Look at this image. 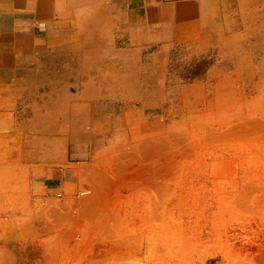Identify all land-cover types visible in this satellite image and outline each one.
<instances>
[{
  "label": "rangeland",
  "instance_id": "rangeland-1",
  "mask_svg": "<svg viewBox=\"0 0 264 264\" xmlns=\"http://www.w3.org/2000/svg\"><path fill=\"white\" fill-rule=\"evenodd\" d=\"M136 5L0 72V264H264V0Z\"/></svg>",
  "mask_w": 264,
  "mask_h": 264
},
{
  "label": "crops",
  "instance_id": "crops-1",
  "mask_svg": "<svg viewBox=\"0 0 264 264\" xmlns=\"http://www.w3.org/2000/svg\"><path fill=\"white\" fill-rule=\"evenodd\" d=\"M119 1L123 6L136 3L145 22L148 18L153 25H162L161 18L170 17L171 10L186 0ZM64 4L65 0H0V72L19 70L29 54L42 48L76 45L68 36L70 24L60 17Z\"/></svg>",
  "mask_w": 264,
  "mask_h": 264
}]
</instances>
